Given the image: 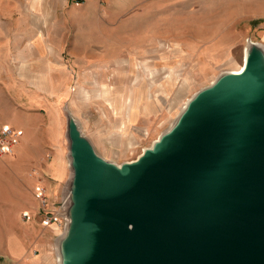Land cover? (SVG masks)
<instances>
[{
	"label": "water",
	"instance_id": "1",
	"mask_svg": "<svg viewBox=\"0 0 264 264\" xmlns=\"http://www.w3.org/2000/svg\"><path fill=\"white\" fill-rule=\"evenodd\" d=\"M193 93L135 158L95 150L70 111L58 264H264V44Z\"/></svg>",
	"mask_w": 264,
	"mask_h": 264
},
{
	"label": "crops",
	"instance_id": "2",
	"mask_svg": "<svg viewBox=\"0 0 264 264\" xmlns=\"http://www.w3.org/2000/svg\"><path fill=\"white\" fill-rule=\"evenodd\" d=\"M1 2L0 82H3L4 89H11L19 82L21 87L31 89L41 85L45 91L54 85H67L71 71L97 67H131L133 71L129 73L136 75L135 81L142 75L137 67L143 66L150 80L195 77L196 72L201 71L200 66L207 62L208 44H218L217 52L231 51L242 40L240 19L248 14L238 12L227 22H220L218 15L216 26L210 27L211 31L205 34L202 8L256 3L255 0H83L79 4L73 0ZM13 25L17 26L13 29L18 35L17 40H12ZM220 42L227 44L221 48ZM15 73L21 78L16 79ZM10 121L0 124L10 123L18 128L21 138L14 152L9 154L10 162L0 163V203L3 209L0 215L9 218L14 213L17 216L20 211L26 212L27 221L21 228L30 227L31 234L37 230L39 233L35 242L37 251L25 257L28 244L21 240L17 230L7 231L8 246L1 255L9 257L8 264H55L53 242H50L52 228L42 222L33 190L38 181H42L47 185L48 196L52 200L54 195L59 198L70 168L67 162H63L59 134L54 128L42 134L35 121L27 120L25 125ZM47 144L54 145L56 153L53 160L41 166L43 176L39 180L32 170L44 158Z\"/></svg>",
	"mask_w": 264,
	"mask_h": 264
},
{
	"label": "rangeland",
	"instance_id": "3",
	"mask_svg": "<svg viewBox=\"0 0 264 264\" xmlns=\"http://www.w3.org/2000/svg\"><path fill=\"white\" fill-rule=\"evenodd\" d=\"M255 1L256 3L246 6L202 8L205 34L211 31L210 27L216 26L218 15L220 22H227L238 12L248 14L240 19V23L243 24L242 40L234 45L231 51L217 52L218 44H208L205 52L207 62L203 67L200 66L201 71L198 70L195 77L179 76L169 80L162 77L150 80L147 79L150 75H146L143 66L137 67L141 69L142 75L135 81L136 75L132 73L131 76L129 73L133 71L131 67L124 69L112 66L71 71V75L69 74L71 79L67 85H54L47 91L41 85L37 86V89L24 88L19 82L11 89H4L3 82H0V122L11 123L10 120H13L15 124L25 125L27 120L35 121L40 133H47L49 129L54 128L59 134L63 162L69 165L66 129L67 114L70 111L83 134L90 138L99 154L115 163L129 161L138 156L145 146H149L175 122L193 93L209 84L223 71L243 63L242 52L248 37L264 44V0ZM11 28L12 40H17L18 35L13 31L17 26L13 25ZM219 44L223 48L227 43ZM63 73L66 74V70H63ZM14 77L21 78L16 73ZM35 133L39 134L36 131ZM59 143H56V146ZM54 149V145L47 144L44 158L35 166L38 172L36 178L39 180L43 176L41 166L54 159L56 153ZM8 158L9 154H0V163L8 164L10 162ZM3 180L7 182L5 178ZM56 196H53V200L58 198ZM1 209L0 203V212L3 210ZM18 213L17 216L14 213L9 218L0 215V264L9 262V257L1 254L8 246L6 233L12 229L17 230L21 240L28 244L25 257L37 251L35 242L39 232L37 230V233L31 234L30 227L21 228L27 218L23 217L21 211ZM50 227L53 259L54 263L58 264L57 241L63 227L58 225ZM19 262L20 260L17 261Z\"/></svg>",
	"mask_w": 264,
	"mask_h": 264
},
{
	"label": "built area",
	"instance_id": "4",
	"mask_svg": "<svg viewBox=\"0 0 264 264\" xmlns=\"http://www.w3.org/2000/svg\"><path fill=\"white\" fill-rule=\"evenodd\" d=\"M83 0H73L79 4ZM21 131L10 123L0 124V154H12L20 141ZM37 169L32 170V174L36 175ZM34 197L38 200L39 212H41L42 222L46 225H58L63 227L66 223L64 215V199L61 195L57 201H53L48 196L47 186L38 181L33 190ZM23 217L27 218L28 213L23 212ZM64 228V227H63Z\"/></svg>",
	"mask_w": 264,
	"mask_h": 264
},
{
	"label": "bare ground",
	"instance_id": "5",
	"mask_svg": "<svg viewBox=\"0 0 264 264\" xmlns=\"http://www.w3.org/2000/svg\"><path fill=\"white\" fill-rule=\"evenodd\" d=\"M243 64V63H242ZM243 68V65L239 68V69H235V70H232V69H230L231 71H235V72H239V71H241V70H243L242 69ZM56 257H57V261H59V257H58V255H56Z\"/></svg>",
	"mask_w": 264,
	"mask_h": 264
}]
</instances>
